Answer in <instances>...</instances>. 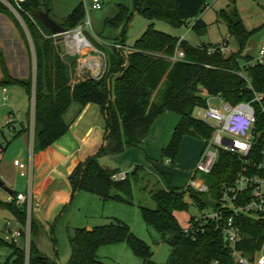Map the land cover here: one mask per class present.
I'll use <instances>...</instances> for the list:
<instances>
[{
  "label": "trees",
  "instance_id": "1",
  "mask_svg": "<svg viewBox=\"0 0 264 264\" xmlns=\"http://www.w3.org/2000/svg\"><path fill=\"white\" fill-rule=\"evenodd\" d=\"M132 4V10L125 4H119L117 13L107 18L106 23L115 28L126 26L133 13L138 12L147 18L148 24L126 54L115 49L107 52L108 70L101 79L85 78L72 85L70 68L73 69L74 61L68 64L53 39L46 36L50 31L38 20L37 26L27 17L26 25L35 52L34 81L31 77L26 80L10 77L4 61H0L4 76L0 87L19 84L31 94L34 82V149L49 147L68 131L69 121L65 114L73 103L79 108L88 103L100 107L105 118V142L93 155L75 166L69 180L73 192L85 190L104 201L131 202L132 182L144 167L136 164L126 179L113 180L111 174L116 170L101 166L99 157L139 146L148 136L153 123L167 111L177 114L179 119L167 145L160 150V159L167 158L172 162L184 136H196L206 141L211 135L212 128L193 116L194 108L205 103L203 88L210 94L220 93L232 103L242 97L243 81L232 71L237 67L236 58L241 57L240 51L227 55L207 54L206 44L191 45L183 39L179 44L185 59L173 61L170 56L174 54L179 36L154 26L155 20L174 27L188 25L193 18L191 27L197 32H204L206 25L199 16L206 9L208 0H132ZM23 6L29 12L42 8L49 11L41 0H26ZM0 12L12 16L16 25L20 26L16 17L1 2ZM220 15L226 20L230 35L241 47L249 33L242 20L235 11L227 13L222 10ZM84 17V6L79 3L59 24L66 29L74 28ZM120 40L123 42L122 36ZM254 83L256 87H261L257 81ZM22 131L18 130L15 134ZM1 147L3 150L5 146L1 144ZM237 163L234 156L219 153L209 173L215 179L211 187L208 185L209 189H217L220 184L229 182ZM160 173L166 185L151 191L155 207L140 206V209L145 224L155 229L171 247L167 261L162 264H209L214 259L220 264H235L222 234L215 230L214 225L204 224L195 232L194 216L189 219L191 230L185 231L178 222L175 212L187 208L186 194L200 209L209 206L202 197L203 192L192 186L173 187L172 174L162 170ZM0 207L6 208L18 222L24 224L23 207L5 200H0ZM242 223L245 237L239 247L248 254L260 247L264 221L246 217ZM41 227L33 217L28 264H59L57 250L48 254L37 243ZM121 241L127 242L142 258V264H157L152 260L149 244L136 236L127 223L115 217L93 226L91 230L76 227L69 236L71 251L67 264H103L97 256L98 248L102 244ZM4 243L12 246V264H25L24 247L0 237V245Z\"/></svg>",
  "mask_w": 264,
  "mask_h": 264
},
{
  "label": "rangeland",
  "instance_id": "2",
  "mask_svg": "<svg viewBox=\"0 0 264 264\" xmlns=\"http://www.w3.org/2000/svg\"><path fill=\"white\" fill-rule=\"evenodd\" d=\"M208 1L209 5L199 16L206 25L204 32H197V30L191 27L194 21L189 22L188 25L183 24L174 27L167 22L155 20L154 26L159 30L178 35L179 37L183 36L186 42L191 45H212L227 39L229 46L234 52L240 51L241 58L255 56L264 38V0ZM41 2L49 8V16L58 23L62 22L75 6L82 3L85 9V17L81 22L82 31L95 47H100V39L106 43H113L122 36L124 45L132 49L131 47L135 39L143 33L148 24L147 18L138 12L133 13L126 26L115 28L106 23L107 18H111L117 13L119 4H125L132 10V0H101V8L99 9L92 8V0H41ZM41 10H44V8ZM222 10L227 13L235 11L249 32L241 47L236 38L230 35L227 22L220 15ZM56 46L60 54H62L61 47L58 44ZM112 49L111 45L108 44L104 47L106 52ZM128 51L127 48L123 49L125 54ZM61 57L68 64L72 61L75 62L76 58L67 54H63ZM1 59L4 61L10 77L23 80L31 77L34 81L35 52L30 30L25 24L17 26L14 18L4 12H0V61ZM72 73L73 71L70 68V75ZM3 79L4 76L0 62V81ZM7 88L8 106L16 113L19 121L20 119H24L26 123L30 124L34 103V82L31 85V94H28L25 87L19 84L8 85ZM75 106L78 107L76 103L70 106L65 114L66 119L67 114L72 112ZM4 108L6 109L4 111L5 115L8 107H2L1 111ZM203 114L204 112L201 108H194L193 116L202 118ZM168 116H175L179 119L177 114L169 112L167 115L164 113L160 115L157 119V124V121L153 123L154 130L157 127L160 129L161 138L159 141L155 143L151 137H148L143 140L142 145L129 147L130 153L137 159L135 160L140 162L144 167V169L138 172L137 179L132 182L131 202L114 199L104 201L96 194L79 190L74 195L72 202L67 203L63 212L58 214L55 221L50 222V225L53 227V234L52 236H45L44 239L48 247L51 246L52 240L55 239L53 241L56 244L59 264H67L69 260L71 251L69 236L76 227L92 228L94 225L107 222L110 217L118 218L127 223L136 236L149 244L154 262L162 264L167 261L171 247L166 241L161 239L155 229L145 224L140 206L155 207L151 191L166 185L160 170L168 171L172 174L171 185L173 187L185 188L191 186L189 181L205 146V141L202 138L186 135L182 138L178 153L172 162H167V158L160 159L157 147L164 143L165 138L170 139L172 133L170 129L173 125L171 123L165 125L164 123L168 122ZM0 123L3 124L2 117L0 118ZM12 133L13 131L6 126L2 129L0 142L4 146L6 140H9V144L3 151L0 149V158L3 157L8 160L9 157H13L16 154L21 159L28 161L30 147L26 148L22 137H12ZM127 152L129 154V151ZM103 161V157H99L98 162L100 165L103 164ZM23 180L26 181L25 178L19 177L18 185L20 188L23 187ZM193 180L194 182L196 180L198 184L205 183L210 187L215 182V179L209 173L202 171H195V178ZM215 193V188L207 193H203L202 197L207 201L208 205L214 203ZM3 196L4 191L1 188L0 197ZM185 201L188 203L187 208L175 212L179 224L184 229L189 226L191 216L195 217L206 211L204 208L200 209L197 204L194 205L187 194L185 195ZM6 220H10L13 226L15 225L8 210L1 207L0 237L3 235L2 229ZM15 244L19 247L25 246L24 239H19ZM11 253V245L1 244L0 264H12ZM97 256L103 264H142V258L125 241L102 244L97 250Z\"/></svg>",
  "mask_w": 264,
  "mask_h": 264
},
{
  "label": "built area",
  "instance_id": "3",
  "mask_svg": "<svg viewBox=\"0 0 264 264\" xmlns=\"http://www.w3.org/2000/svg\"><path fill=\"white\" fill-rule=\"evenodd\" d=\"M26 0H0L18 22L26 25V17L35 25L37 19L32 12L24 9L23 3ZM209 5V1L207 6ZM92 8H101V0H92ZM194 21L190 19L189 22ZM38 26V25H37ZM43 35L44 32H42ZM53 39L55 45H59L63 51L75 58L71 84L85 78L101 79L108 70V54L104 47H111L119 52L126 47L120 40L113 43H106L100 39V47H95L82 31V24L73 29H66L59 34L46 35ZM58 37V38H57ZM179 37L174 54L170 58L184 60L185 53L180 47ZM207 54L221 53L227 55L233 52L228 40L207 45ZM237 67L232 70L243 81L240 91L241 99L232 103L224 99L220 93L210 94L203 88L202 95L205 103L198 106L204 112L199 118L212 128L210 137L205 141L204 150L192 173L190 185L197 191L207 193L209 186L205 183L198 184L193 175L195 171L210 173L219 153L223 152L235 157L237 168L229 182H224L216 189L214 203L204 208L206 211L194 217L195 232L204 224L214 225L223 237L225 246L235 264H264V237L260 247L248 254L243 253L239 245L245 237L242 222L246 217L264 221V38L259 45L255 56L236 58ZM209 66V64H206ZM259 70L263 72H259ZM257 81L261 85L256 87ZM216 100V101H213ZM34 102V97H33ZM8 107L3 116L0 111V118L3 124L0 125V135L4 126L15 131V125L19 122L16 113L8 106V88L0 87V108ZM32 118H34V103ZM0 149L1 142H0ZM34 150V139L30 143V158L26 164L18 163L23 169L21 175L27 177V188L24 191H14L7 194L5 201L13 202L21 206L25 212V222L21 224L14 220V226L10 220H6L2 229V238L9 243H17L19 239L25 242V264L29 262V246L31 237V222L34 213L40 209L41 203L39 193L33 185V163L32 153ZM167 162H170L168 159ZM25 171V172H24ZM129 174L128 170H116L111 174L113 180H124ZM2 187L0 186V189ZM191 225L185 231L191 230ZM209 264H220L217 259L211 260Z\"/></svg>",
  "mask_w": 264,
  "mask_h": 264
},
{
  "label": "crops",
  "instance_id": "4",
  "mask_svg": "<svg viewBox=\"0 0 264 264\" xmlns=\"http://www.w3.org/2000/svg\"><path fill=\"white\" fill-rule=\"evenodd\" d=\"M1 109L2 108H0V111ZM4 111H6L5 108L1 111L3 116L5 113ZM167 113L169 112H164L165 115H167ZM67 120L69 121V129L62 137L49 147L34 149L32 153L33 185L39 193V200L41 203L40 209L34 213V219L42 226L37 238V243L39 247L48 254H52L54 250H57L55 241H53L55 239L52 240L50 247L45 243L44 237L48 235L52 236L53 234V227L50 225V222L55 221L58 214L63 212L66 204L71 203L74 195L78 192L72 191L69 180L70 174L79 162L93 155L105 142V118L97 104L88 103L82 108L75 106L74 110L67 114ZM156 121L157 124L158 120ZM177 122V117L168 116V122L164 123L165 125L171 123L173 126L170 130H173ZM22 129L23 131L21 133L18 135L15 134L16 131ZM17 136L22 137L23 144L26 148L30 147V143L34 139V118H32L30 124L26 123L24 119H20V121L16 123L12 137ZM148 137H151L155 143L159 141L161 138L159 127L154 130L153 125L146 138ZM168 141L169 139L165 138L164 143L157 147V153L160 154L161 148L166 146ZM8 144L9 140H6L4 149ZM127 151H129V154H127ZM130 151L131 150L127 148L124 152L118 154L103 155L104 161L101 166L109 170L124 169L129 172L132 171L136 164L141 163L136 161V157H133ZM28 157L30 158V156ZM19 162L26 164L28 161L21 159V157L16 154H14L13 157H9L8 160L3 157L0 158V179L6 187H2L4 196L0 197V200H5L9 193L24 191L27 188V177L21 175L23 169L19 167ZM19 177L26 179V181H22V188L18 185ZM11 217L13 220H16L14 216L11 215Z\"/></svg>",
  "mask_w": 264,
  "mask_h": 264
},
{
  "label": "water",
  "instance_id": "5",
  "mask_svg": "<svg viewBox=\"0 0 264 264\" xmlns=\"http://www.w3.org/2000/svg\"><path fill=\"white\" fill-rule=\"evenodd\" d=\"M32 14L45 28L50 31L51 34H59L66 30L64 26H62L49 16L48 10L34 9L32 11ZM0 186L6 188L1 179ZM87 230H91V228L87 227Z\"/></svg>",
  "mask_w": 264,
  "mask_h": 264
}]
</instances>
